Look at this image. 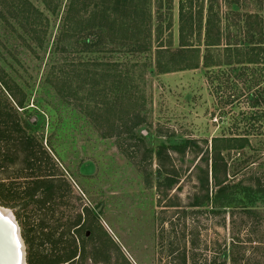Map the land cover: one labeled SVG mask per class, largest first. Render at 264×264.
Here are the masks:
<instances>
[{"label": "rangeland", "instance_id": "rangeland-1", "mask_svg": "<svg viewBox=\"0 0 264 264\" xmlns=\"http://www.w3.org/2000/svg\"><path fill=\"white\" fill-rule=\"evenodd\" d=\"M30 1L48 20L39 47L0 8V74L13 92L0 84V207L22 241L31 230L35 264H264V63L233 61L234 48L264 42V0H202L220 45L168 73L102 34L60 41L62 9ZM178 4L155 13L172 20L174 46ZM79 61L132 78L133 112L115 116L111 137L45 84L52 65ZM237 183L257 190L254 204L214 205Z\"/></svg>", "mask_w": 264, "mask_h": 264}, {"label": "trees", "instance_id": "trees-1", "mask_svg": "<svg viewBox=\"0 0 264 264\" xmlns=\"http://www.w3.org/2000/svg\"><path fill=\"white\" fill-rule=\"evenodd\" d=\"M171 1L40 0L43 8L51 15L62 9L58 32L60 41H69L84 33L92 34L97 39L102 34L108 38L110 45L127 52L152 53L154 67L159 73L196 69L203 61L200 56L201 46L208 49L220 45L218 33L213 34L218 20L215 21L214 16L204 17L202 0H179L177 43L174 46L172 20L169 18L163 24V20L155 19V13ZM0 8H4L10 18L17 20L25 30L27 29L28 37L36 46L41 45V36L46 33L48 22L42 10L30 0H0ZM92 31L98 35L91 33ZM164 35L166 42L163 40ZM97 42L99 43V39ZM84 44L92 45L88 38ZM233 51L235 62L264 63V42L243 52L236 48ZM229 59H233L232 55H229ZM135 64H131V67ZM118 66L117 63L93 61L64 62L52 65L44 81L64 103L73 104L90 125L105 126L106 131L102 133V137H111L116 118L128 117L126 114L131 115L133 112L128 110L130 100H133L130 88L132 78L119 70ZM2 74L1 71L0 84L13 96ZM14 101L21 107L20 101L15 98ZM131 129L132 127L129 130ZM211 171L212 177L216 179L214 161ZM225 192L223 187L218 188L213 199L214 205L218 204L221 208L223 204L228 206L236 203L233 208L245 207L244 204H254L258 195L257 190L238 183ZM221 197L225 201H221ZM41 259L43 264L45 257ZM230 261L234 264L238 259L233 257Z\"/></svg>", "mask_w": 264, "mask_h": 264}, {"label": "water", "instance_id": "water-1", "mask_svg": "<svg viewBox=\"0 0 264 264\" xmlns=\"http://www.w3.org/2000/svg\"><path fill=\"white\" fill-rule=\"evenodd\" d=\"M100 207L97 209L99 211ZM0 264H24V246L14 216L0 207Z\"/></svg>", "mask_w": 264, "mask_h": 264}, {"label": "flooded vegetation", "instance_id": "flooded-vegetation-1", "mask_svg": "<svg viewBox=\"0 0 264 264\" xmlns=\"http://www.w3.org/2000/svg\"><path fill=\"white\" fill-rule=\"evenodd\" d=\"M53 205H54L53 209L55 210L57 204H53ZM51 207H52V205H51ZM97 209H96V211H97ZM17 224H18V222H17ZM18 227H19V225H18ZM19 229H20V227H19ZM27 232L29 233V232H31V230H29V231L26 230V232L23 231V238H24L23 239V244L27 245V246L24 245L25 246V250H26V251L24 250V264H35L37 262L38 255L35 252H33V250L28 246L29 243H30V240H29L30 236H28ZM89 234H90V231H88V230L85 231V233H84L86 238L89 237Z\"/></svg>", "mask_w": 264, "mask_h": 264}]
</instances>
